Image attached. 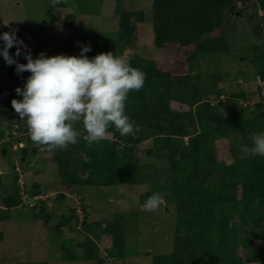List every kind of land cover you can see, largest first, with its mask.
<instances>
[{
	"label": "trees",
	"instance_id": "trees-1",
	"mask_svg": "<svg viewBox=\"0 0 264 264\" xmlns=\"http://www.w3.org/2000/svg\"><path fill=\"white\" fill-rule=\"evenodd\" d=\"M251 1L264 11V0H152L147 11L132 9L130 0H112L117 31L108 40L111 42L93 32L85 39H69L61 48L55 41L49 56L60 52H75L78 56L82 45H90L92 50L86 54L90 58L108 51L121 55L136 33L137 23L149 21L153 44L158 49L191 46L192 54L228 57L234 54L227 36L235 29L228 8L231 5L236 8L238 2L245 8ZM46 5L48 12L67 6L53 7L50 0ZM91 12L95 11L90 8L88 13ZM75 20V15L69 13L63 24L71 25ZM255 30L261 31V27L257 25ZM261 44L252 43L242 49V55H235L241 61L239 64H248L255 70L256 93H261L259 82L264 80V42ZM24 45L29 50L37 46ZM129 58L132 67L146 74L143 88L130 92L126 102V114L134 124V132L121 136L112 127L108 139L90 148L83 138L82 124H77L81 135L76 144L68 146L72 153L68 149L53 153L61 184L71 190L82 186L149 184L152 191L140 194L141 203L154 193H160L165 203L167 199L171 201L175 210L173 250L153 255L152 264H264V156L244 158L240 151L242 145L252 146V134L264 132V102H256L252 107L237 105L239 99L248 101L247 93L240 87L248 73L238 69L237 89L231 92L219 85L225 79L222 71L173 75L162 71L153 60L139 55ZM4 71L14 80L26 73L17 74L16 67ZM221 94L226 97L218 98ZM208 95H215L218 103L211 102ZM183 137H187V143ZM224 138L230 144L233 142L229 162L219 156L216 147V141ZM148 139L151 140L150 150L145 154L148 160L142 161L135 150ZM156 160L166 166H157ZM81 172L86 175L82 177ZM12 180L20 184L18 178ZM14 185V192L0 196V222L8 219L10 208L21 205L23 194H41L37 182L23 187V194L21 186ZM45 206L41 203L40 211ZM40 211L37 217H41ZM70 221L80 223L73 209L69 216H61L53 228L60 233V228ZM102 223L95 222L97 232H94L93 224L86 218L81 220L86 234L76 246L83 250L85 260L103 262L97 255L95 241L100 234L110 233L114 245L123 240V225L117 219ZM113 249H107L109 257L115 254Z\"/></svg>",
	"mask_w": 264,
	"mask_h": 264
},
{
	"label": "rangeland",
	"instance_id": "rangeland-1",
	"mask_svg": "<svg viewBox=\"0 0 264 264\" xmlns=\"http://www.w3.org/2000/svg\"><path fill=\"white\" fill-rule=\"evenodd\" d=\"M130 1L129 6L132 9L143 11L149 10L152 3V0ZM46 2L47 0H0L1 34L15 29L18 39L24 43L36 44L35 49L30 48L33 58L41 52L49 56L55 41L61 48L69 39H85L93 32H98L107 41L115 36L117 19L112 13V0H104L101 3L98 0H68L67 6L52 8L50 12ZM90 8L95 12L88 13ZM256 8V2L251 1L245 8L238 2L236 8L233 5L232 12L228 10V16L234 20L235 29L227 38L234 55L218 58V54L213 53L192 54L194 48L191 46L158 49L153 44L151 23L144 21L137 23L136 38L128 60L130 55H139L155 61L158 68L173 75L206 74L219 70L225 74L224 82L219 85L231 92L237 89L236 76H239L238 69L242 68L248 73V77L247 80L241 81L243 84H240V87L247 93L248 101L239 99L237 105L252 107L256 102H264V80L259 82L261 93H256L255 70L248 64H239L241 61H238L235 55H242V49L252 43L260 45L264 42V11ZM69 13L74 14L76 20L71 25H64L63 19ZM257 25L261 27V31L255 30ZM2 47L1 42L0 49ZM27 50L29 49L21 47L22 52ZM15 53V47L9 50V54L18 63H26L23 55L16 57ZM60 54L77 55L75 52ZM240 58L244 59L243 56ZM10 67L16 65H8L3 56H0V196L14 192L13 183L25 188L33 182L40 185L41 194L23 195L21 205L10 208L7 211L8 219L0 222V264L29 261L45 264H152L153 255L170 253L174 246L175 210L172 202L167 199L158 210L147 211L145 203L140 202V194L147 190L152 191L149 184L82 186L71 190L59 180L53 156L55 151H41L34 146L32 151L23 156L21 150H12L11 145H17V140H10L7 132L17 136L20 132H25L26 126L12 109L11 100L22 99L17 96L15 89L23 87L30 73L26 72L24 76L14 80L4 71ZM225 97L226 94H221L218 98ZM207 98L215 104L218 103L215 95H208ZM6 127H10V130ZM182 140L187 143V137ZM230 142L228 138L216 141L219 156L227 162L232 160L228 154L233 144ZM150 143L151 140L148 139L136 147L135 154L142 161L148 160L145 154L150 150ZM67 149L72 153V149ZM155 163L159 167L166 166L162 161L156 160ZM15 165L18 170H13ZM19 173L21 185L17 180H12L13 177L17 179ZM85 175L86 172H81L82 177ZM41 203L46 204L43 211H40ZM71 209L75 210L80 223L75 225L70 221L60 228V233L56 232L53 225L61 216H69ZM38 211L41 217L36 216ZM45 215L49 216L47 220L43 219ZM83 218L94 225V232H97L95 222L98 221L105 225V221L112 222L117 219L123 225V240L116 245L113 244V236L110 233L100 234V238L95 240L98 246L97 255L102 258V263L95 259L85 260L83 250L76 246L85 238L86 233L81 225ZM112 248L115 254L109 257L107 249ZM118 252H121V255Z\"/></svg>",
	"mask_w": 264,
	"mask_h": 264
},
{
	"label": "clouds",
	"instance_id": "clouds-1",
	"mask_svg": "<svg viewBox=\"0 0 264 264\" xmlns=\"http://www.w3.org/2000/svg\"><path fill=\"white\" fill-rule=\"evenodd\" d=\"M50 3L55 7L67 4L68 0H50ZM0 41L3 43L0 56L5 62L15 64L17 74L30 73L23 87L15 89L22 99H12L11 107L24 121L33 145L41 151L52 152L76 144L81 135L77 124H82L83 138L90 148L108 139L112 127L121 136L134 132V124L126 114V102L130 92L143 88L146 74L132 67L126 54L115 55L108 51L90 58L86 55L92 50L90 45H82L78 56H46L41 52L33 58L30 50L21 51V47L27 49V45L17 38L15 29L0 34ZM13 47L15 56L23 55L26 63H18L9 54ZM20 135L21 132L18 137L9 135L10 140H17ZM251 141V147H240L244 158L264 156V132L252 134ZM18 142L11 145L12 150H21ZM163 204V196L154 193L144 207L151 212Z\"/></svg>",
	"mask_w": 264,
	"mask_h": 264
},
{
	"label": "water",
	"instance_id": "water-1",
	"mask_svg": "<svg viewBox=\"0 0 264 264\" xmlns=\"http://www.w3.org/2000/svg\"><path fill=\"white\" fill-rule=\"evenodd\" d=\"M228 10L230 12H232L233 11V5L229 6ZM236 14H237V12H236ZM135 38H136V36L134 34L133 37H132L131 42L129 43V45L127 46V48L124 49L123 52H122V54H126L127 59H128V54L131 52V50L133 48V45H134V42H135ZM19 147H21V154L23 156L27 155V149H28V147L26 145H24L23 142H21L19 144Z\"/></svg>",
	"mask_w": 264,
	"mask_h": 264
},
{
	"label": "flooded vegetation",
	"instance_id": "flooded-vegetation-1",
	"mask_svg": "<svg viewBox=\"0 0 264 264\" xmlns=\"http://www.w3.org/2000/svg\"><path fill=\"white\" fill-rule=\"evenodd\" d=\"M18 137V136H17ZM30 138L27 135V132H24L22 135L19 136V138H17V140H19V144L21 142H23L24 145H26L28 147V151H32L34 149V145L33 143L29 140ZM5 142V141H4ZM18 144V145H19ZM30 146V147H29ZM36 149V148H35Z\"/></svg>",
	"mask_w": 264,
	"mask_h": 264
},
{
	"label": "crops",
	"instance_id": "crops-1",
	"mask_svg": "<svg viewBox=\"0 0 264 264\" xmlns=\"http://www.w3.org/2000/svg\"><path fill=\"white\" fill-rule=\"evenodd\" d=\"M24 130V129H23ZM25 132H27V130H24ZM7 135H10L8 132H7ZM12 135V134H11ZM4 141V140H3ZM14 167H16L15 169H13V170H18V167H17V165H15Z\"/></svg>",
	"mask_w": 264,
	"mask_h": 264
},
{
	"label": "built area",
	"instance_id": "built-area-1",
	"mask_svg": "<svg viewBox=\"0 0 264 264\" xmlns=\"http://www.w3.org/2000/svg\"><path fill=\"white\" fill-rule=\"evenodd\" d=\"M19 181H20V183L22 182L20 179H19ZM22 188H23V187L21 186V191H20L21 194H23V193H22V192H23V191H22ZM23 195H24V194H23Z\"/></svg>",
	"mask_w": 264,
	"mask_h": 264
}]
</instances>
